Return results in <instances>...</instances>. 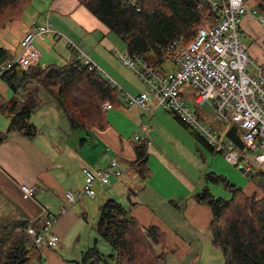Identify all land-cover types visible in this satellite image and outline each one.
<instances>
[{"label":"crops","instance_id":"crops-1","mask_svg":"<svg viewBox=\"0 0 264 264\" xmlns=\"http://www.w3.org/2000/svg\"><path fill=\"white\" fill-rule=\"evenodd\" d=\"M49 1L52 13L58 12L64 19L73 17L80 9L81 18L77 22L87 27V32L110 33L107 27L102 26L101 21L84 4L80 3V0ZM43 2L44 7L31 8V18L14 20L0 29L5 32L0 36L5 37L6 29L15 25L13 38L16 40L18 50H10L15 54L14 59L20 53V41L30 30L32 22L34 20L44 21L43 18L47 13L43 14V12H47L48 8H46V0ZM251 5H253L252 2ZM16 25H18V31H16ZM57 25L61 27L58 22ZM240 31L242 40L252 50L253 55H250L255 63L264 65V52L254 51L264 50V28L259 20L250 14L246 15L240 25ZM53 38L54 34L51 33L45 39H36L37 41L34 42L41 52V64L44 67L51 64H65L72 59L74 54L63 40L59 42L61 47L58 46L54 50L52 48ZM86 38L84 42H87ZM98 41V46L106 50H86L83 46L94 61L130 93L138 94L146 91L147 87L142 80L136 83L114 65V58L118 57L122 50H116L113 42L106 37L102 39L98 37ZM6 44L9 43L0 45L6 47L8 46ZM125 51L127 50L123 52ZM253 67L254 65H250L249 69L252 70ZM172 68V63L170 67L164 64L165 70ZM0 88L6 98L13 96V92L10 93L1 80ZM38 94L41 105L32 116L39 112L43 119L39 125L40 128L38 127L37 135L29 138L13 132L0 144V204L3 207L5 201H8L14 206L10 214L0 213V223L13 222L16 224L20 220H31L35 221L33 225L35 228L41 229L46 215H59L60 209L68 205L65 199L67 190H82L85 182L83 173L85 166L99 169L106 166L112 158L117 157L122 170V175L112 177L108 185L97 184L95 197H82L66 214L60 217L56 226L60 243L58 248H43L41 253L45 254L47 259L45 264H63L65 260L63 252H71L77 248L80 250L73 251L74 257H70L69 261L82 264L83 256L79 253L83 254L86 249L93 246L99 247L101 236L97 232L96 225L100 209L108 199H116L122 203L129 215L134 216L142 225H155L165 231L168 235L169 248L176 251L172 254L180 255L181 249H184L180 264L190 263L195 256L202 261L201 253L204 245L210 253H218L217 248L211 244L212 236L210 241L200 236V231L210 229L212 219L211 208L208 210L204 204L199 203L193 197L198 184L204 182L203 178L193 177L187 166L166 157L163 146L156 140V138L165 140L158 133L165 128L166 113L161 110L162 107H157L151 114L146 115L141 107L122 102L107 109L109 125L106 129L96 127L73 129L57 102L47 91L38 86ZM143 117L148 126V138L151 144L146 150L147 161L143 164H135L137 154L136 143L133 139L140 129ZM220 125L222 128L223 124L220 123ZM232 125L230 124V127ZM7 126V121L1 122L0 128L5 129ZM157 133L160 136L156 135ZM219 134L221 136L220 132ZM226 142L230 140L227 139ZM152 157L157 161H152ZM22 184L35 186V196L24 198L21 190ZM256 189L252 187V191L246 190V192L252 193ZM10 208L13 209V207ZM4 216L7 218L6 221H2ZM19 216L22 217L18 218ZM91 216H93L92 219H90ZM80 256L81 261L74 259H79ZM205 259L206 264L217 262L216 258H210L209 261ZM196 260L193 258L192 263L195 264Z\"/></svg>","mask_w":264,"mask_h":264},{"label":"trees","instance_id":"trees-1","mask_svg":"<svg viewBox=\"0 0 264 264\" xmlns=\"http://www.w3.org/2000/svg\"><path fill=\"white\" fill-rule=\"evenodd\" d=\"M34 1L0 0V27L20 19ZM246 1L264 9V0ZM85 2L87 9L109 32L116 33L126 43L129 54L141 55L153 66L163 69L168 61L165 48L173 40L183 39L189 44L207 22H218V16L204 0H144L140 10L122 0ZM13 61L8 49L0 46V67ZM0 80L13 92L11 98H6L0 91V113L10 117L7 129L0 131V144L12 132L29 138L37 135L38 129L30 119L41 105L38 86L57 102L73 129H106L109 125L106 106L126 102L107 76L90 69L74 54L62 65L44 67L38 64L24 69L13 64L0 74ZM23 89L26 91L20 97L18 93ZM175 116L200 143L210 151L221 153L209 145L200 132ZM226 138L243 146L241 130L236 125L230 127ZM135 143V164H143L148 157L147 146L143 141ZM257 174V189L248 193L225 176L210 171L206 180L222 182L230 190L231 197L215 196L208 186L195 195L197 201L211 208L212 244L221 248L224 264H264V169H259ZM8 223L9 226H5ZM30 223L31 220L0 223V264L26 263L30 248L35 247L24 231ZM96 229L110 245L111 252H102L98 246L90 247L83 253L84 264L107 261V254L113 264H169L168 254L176 252L169 248L165 231L155 225H142L116 199H108L102 205Z\"/></svg>","mask_w":264,"mask_h":264},{"label":"built area","instance_id":"built-area-1","mask_svg":"<svg viewBox=\"0 0 264 264\" xmlns=\"http://www.w3.org/2000/svg\"><path fill=\"white\" fill-rule=\"evenodd\" d=\"M129 6L140 10L144 0H122ZM209 3L218 16L216 24L207 22L198 30L197 37L189 44L183 39H175L166 46L165 58L171 61L173 68L164 70L153 66L143 56L120 52V60L146 85L147 90L132 94L107 75L117 87L120 98L141 107L149 115L157 107H163L175 113L182 121L206 139L207 143L221 151L226 160L233 165H243L246 169L264 166V65L255 63L247 44L242 40L240 25L243 18L250 14L256 17L264 28V9L260 10L246 0H204ZM44 21L34 20L31 28L20 41V53L12 63L0 67V74L13 64L24 69L41 64V52L35 46V40H43L53 33L49 15ZM58 37L63 33L57 31ZM84 65L92 70L106 73L94 59L71 40L67 42ZM254 65L250 70L249 66ZM106 76V75H105ZM191 88V94L186 88ZM202 111L205 104L213 108L214 116L221 123L239 127L243 146L221 139L197 110L193 109L188 99ZM108 104L106 109L111 108ZM213 118V115L210 116ZM143 141L151 144L148 138V126L143 117L140 129L133 142ZM85 182L82 190L65 192L68 203L60 209L59 215H46L41 229L33 226V221L24 231L31 238L34 246L43 252V248H56L60 238L56 226L62 215L82 197H95L96 185H108L112 177L122 175L118 158L99 169L91 166L83 168ZM24 198L35 196L36 187L21 185Z\"/></svg>","mask_w":264,"mask_h":264},{"label":"rangeland","instance_id":"rangeland-1","mask_svg":"<svg viewBox=\"0 0 264 264\" xmlns=\"http://www.w3.org/2000/svg\"><path fill=\"white\" fill-rule=\"evenodd\" d=\"M80 3L84 4V6L86 7L85 0H80ZM44 5L45 4H44L43 0H35L34 4L27 9V12H25V14L20 19H17V20H26V19H28V17L31 18V15H32L31 11H30L31 8H36V7L39 8L40 6L44 7ZM46 8H48L47 15L50 14L49 15L50 21L53 25L54 38L52 39V48L54 50H56L58 48V46L61 47V45L59 43L60 40H63L66 44H67L68 40H71L72 42H74L77 46H79L83 50H85V49L86 50H106L103 47L101 49V47L98 46L99 45L98 44L99 41L97 42L98 37L100 39L106 37L108 40H110V42H113L116 50H122L121 52H123L124 50H127L126 43L114 32H110L109 34H107V33L104 34L103 31H96L93 33L95 35V40H94V35L92 33L87 32L88 28L83 27L82 24L77 22V20H80V18H81V10L80 9L76 12V14L73 17H68V19H64L63 17H61V15H59L58 12L52 13V9H51L49 0H46ZM17 20H15V21H17ZM57 22H58V24H61V27L59 25H57ZM100 23L102 26H105L102 22H100ZM14 27H15V25H11L10 27H8V29H6L7 35L5 37L0 36V44L9 43V44H6V45H8L6 47L9 50V57H14V55H15L14 52L12 53L10 50H13V51L18 50V48L16 47V45H17L16 40H14V38H13ZM3 28L4 27H0V29H3ZM18 30H19L18 25H16V31H18ZM57 31L63 33V37H58L56 34ZM68 32H70V34H68ZM1 33H5V32L0 30V35H1ZM105 35H107V36H105ZM85 37H87L86 38L87 42L83 41L85 39ZM245 39H246V37H245ZM249 42H250V40H249ZM35 45H36V43H35ZM83 46L85 49L83 48ZM254 51H263L264 52V50H254ZM249 53L251 55H253L251 49H249ZM114 65H116V67H118V69L124 75L131 78L136 83L138 81H141V79L138 76H136L125 63H123L120 60L119 55H118V57L114 58ZM170 65H171L170 60L165 63V66H167V67H170ZM160 69H163V68H160ZM106 73L103 72V74L107 76L108 73L107 74ZM0 90H1V88H0ZM8 91L10 93H12V91L9 88H8ZM186 92L188 94L192 95L191 88L187 87ZM24 93L25 92L23 89L18 93V95L20 97H23ZM188 102L192 105L193 109L198 111L201 119L205 120L214 130L219 131L221 133V139L223 141H227V139H226L227 131L226 130H228L230 128V124L221 123L214 116L213 108L210 105L205 104L202 107V111H201L194 104L192 97H190L188 99ZM161 110H164V112L166 113V115H165L166 118H165V122H164L165 128H162V132H158L161 136L158 133L156 135L162 137V139H165V140L163 141V140H160L158 138H156V140L163 146L164 151L166 153V157H168L171 161H178V162L182 163L183 165L187 166L189 168L190 172L192 173L193 177H197L198 179L203 178L204 182H201L198 184L197 191H196V193L193 194V197L196 200H197V197L195 195L198 192H201L205 186H208L210 192L215 196H222L225 198L231 197L230 190L222 182L215 183V182H211V181L209 182L206 180V174L210 171H214V169H215L214 172H216V171L219 172L217 174L225 176L232 184L240 186L247 191H252L251 190L252 187L257 188V183L259 181V176H258L257 172L259 171V169L263 170L264 166H262L260 168H254L253 173L250 175H247L246 173L241 171V165L236 166V165L229 163L222 153L215 154L212 151H210L206 146H204L202 143H200L197 140V138L188 129H186L182 125V123L177 121L175 113H173L172 111H169L163 107L161 108ZM212 115H213V118L211 119L210 116H212ZM42 119L43 118L41 117L40 113L36 112L34 114V116H32V118L30 119V122L32 124H34L36 126V128L39 130V128H40L39 125H40ZM6 121H7V125L9 126L10 117L5 113H0V125H1V122H6ZM148 123H149V121H148ZM220 123L223 124L222 128H221ZM6 129L7 128H5V129L0 128V131L4 132ZM152 161H157V159L152 157ZM182 171H184V170H182ZM167 173L169 174V172H167ZM175 188L177 189L178 192H180L176 186H175ZM201 203L204 204V206H206L208 208V210L210 209V206L207 203H205V202H201ZM10 207H13V209H11ZM0 208L4 209V210L0 209V213L3 215H6V213L10 214L14 210V206L12 204H10L8 201H5V206H3V207H2V204H0ZM210 215H211V209H210ZM21 217L22 216H19L18 218H21ZM92 218H93V216H91L90 219H92ZM6 219H7L6 216H4L2 221H6ZM200 236L202 238H204V240L210 241V239H211L210 229L206 230V231H203V230L200 231ZM99 238H100L99 239V241H100L99 248L101 249L102 252L109 253L110 248H111V247H109L110 245H108L107 241L104 240L102 237H99ZM215 247L217 248L218 253L213 254L212 252L210 253V250L207 248V246L204 245L202 248V253H201L202 261H200L199 258H196V256H195V257H193V258L197 259L195 264H206L207 261L205 258H207L208 261L210 258H216V261H217L216 264H224V256H223V252H222L221 248H219L217 246H215ZM56 248H58V247H56ZM78 249L79 248L74 249L71 252H68V251L63 252V255L65 257L63 264H80V262L75 263V261H69L70 257H74L72 255L73 251L78 252L80 250V249L79 250ZM79 254L81 256H83V254H81V253H79ZM183 254H184V249H181L180 255L176 254V253L175 254L170 253L168 255L169 264H180L181 263L180 259H181V256ZM108 255L109 254L106 255L108 260L102 261L99 264H113L110 260V257H108ZM81 256L79 259L78 258H74V259L77 261H79V260L81 261ZM193 258L191 259L190 263L182 262V264H193L192 263ZM46 262H47V259H46L45 254L43 255L41 253V251L39 249H37L36 247L30 248L29 254H28V259H27L25 264H45ZM82 264H84V263H82Z\"/></svg>","mask_w":264,"mask_h":264},{"label":"water","instance_id":"water-1","mask_svg":"<svg viewBox=\"0 0 264 264\" xmlns=\"http://www.w3.org/2000/svg\"><path fill=\"white\" fill-rule=\"evenodd\" d=\"M241 171L244 172V173H246L247 175H250V174L253 173V169H246V167L243 166V165H241ZM5 226H9V223L6 224Z\"/></svg>","mask_w":264,"mask_h":264}]
</instances>
